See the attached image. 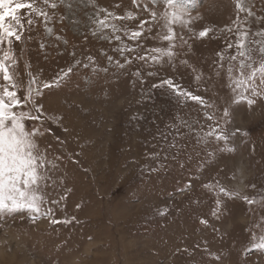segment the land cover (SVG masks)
<instances>
[{"label": "rangeland", "instance_id": "374dc122", "mask_svg": "<svg viewBox=\"0 0 264 264\" xmlns=\"http://www.w3.org/2000/svg\"><path fill=\"white\" fill-rule=\"evenodd\" d=\"M55 2L57 8H45L47 24L42 18L30 28L25 23L24 42L13 43L24 85L29 72L38 78L35 89L73 67L59 87L42 89L38 99L46 133L38 143L52 162L40 194L42 207L54 215L33 221L26 210L0 211V264H264V251L251 247L264 235V82L258 75L238 88L236 76L228 75L238 62L229 59L238 30L249 31L250 63L258 67L264 60V38L255 35L264 30V0H239L245 12H238V0H179L190 23L173 25L178 54L162 64L152 60L159 55L152 49L168 47L154 38L167 29L150 13L159 18L170 11L163 0H138L139 6L133 0ZM101 9L133 13L134 19L108 18L129 32L147 21L144 35L131 40L111 29L93 34L90 20L103 18ZM16 14L26 22V9ZM204 29L212 31L201 38ZM121 48L133 51L121 55ZM168 78L212 107L178 98L167 86L152 87ZM217 125L240 131L227 143L216 141L207 133ZM33 126L40 122H26ZM221 187L239 195L225 196ZM50 219L72 222L53 225Z\"/></svg>", "mask_w": 264, "mask_h": 264}, {"label": "snow or ice", "instance_id": "6c2138e0", "mask_svg": "<svg viewBox=\"0 0 264 264\" xmlns=\"http://www.w3.org/2000/svg\"><path fill=\"white\" fill-rule=\"evenodd\" d=\"M62 2V0H60ZM151 4L158 5L160 0H150ZM164 4L167 5V9L158 18L157 12L152 11L150 13L151 19L154 23L159 26V22L163 21V27L167 29L166 33H158L156 39L169 42L167 48L155 47L152 49L153 53L159 55H153L151 58L154 62L162 64L163 62L171 63L177 56V52L174 51L178 45L176 40L178 38L177 33L173 31V25H179L184 27L190 23V13L186 6L181 5L179 0H163ZM134 4L139 6L138 0H133ZM46 7L55 9L58 7V3L53 0H0V75H2V81L0 82V211H21L26 210L32 214V219L35 221L41 216L52 217L54 215L53 208L49 207L44 209L42 205L46 203L42 192L41 182L48 179L49 168L48 165L52 164L51 160L48 159L46 150H41L38 143L39 139L46 133L44 130V114L43 105L38 103L39 97L43 94L42 89H49L53 86H60V83L73 73V67H68L66 70H62L61 74L55 77L51 82H42L35 89L33 85L38 84V78L31 72L28 73L29 83L24 85L21 81L15 66L17 65V58L14 55L13 43L21 42L23 32L25 29V23L30 28L36 23V18H42L43 22L47 24L50 19L49 13L45 10ZM147 8V3L145 4ZM238 12H245L246 9L239 2L236 5ZM26 9L28 15L25 20H22L21 16L16 13ZM101 12H105L106 15L103 18H99V14H96L91 18L90 23L94 24V32L104 33L106 29H111L113 34L123 31L126 36L131 40H138L144 35L143 28L147 24L145 21L140 25V31H131L125 27H118L115 23H109L108 18L112 17L113 20H125L134 19L133 13H127V16H117L114 13L108 12L107 9H101ZM188 16L189 19L185 17ZM6 18H10L11 23L6 22ZM237 26L241 23L239 20L234 21ZM47 31L51 32L52 29L48 28ZM150 31V29H149ZM211 29H204L199 32V37L203 38L208 36ZM227 31L231 32L232 29L228 28ZM238 39L235 44L236 54L229 57L230 61L237 62L228 68V75L230 78L233 75L236 76L235 85L236 87L250 86L259 79L264 82V60L259 64L258 67H254L252 63V56L250 55V49H248V37L249 31H237ZM256 36L264 38V30L255 33ZM115 40H121L120 35H115ZM27 39V38H24ZM182 43V37H179ZM260 43L259 41H256ZM67 43V41H65ZM233 43H227V48L232 49ZM41 47H44L42 44ZM133 51L132 49L121 48L119 51L121 55L124 51ZM259 52L264 57V44L259 47ZM73 55H75L73 53ZM239 57V59H238ZM166 58V61H165ZM92 60V57H89ZM138 59L145 60L144 55H139ZM224 57L220 54L221 67H223ZM111 61L112 57H108ZM186 63V61H182ZM81 62L77 60L76 65ZM132 60H126V64H131ZM119 68H125V64H121L119 60L116 61ZM84 67H88L87 64ZM11 69V70H10ZM107 71V69H104ZM140 75L139 72L136 73ZM153 75V73H149ZM200 79L199 76L196 77ZM167 86L174 93L177 94L178 98L191 99L199 101L205 107H212L211 105H205L204 100L200 96H195L191 92L182 90L177 84H174L171 78L163 79L160 83L154 84L153 88H164ZM18 92L21 94L18 95ZM258 94V93H257ZM246 98V97H242ZM249 104L255 103L254 100L249 99ZM228 112L225 110L224 116H227ZM211 120L212 117L208 116ZM27 121L40 122V126H33L32 128L26 127ZM239 129L231 132H227L222 126L217 125L213 127L207 136L214 137L216 141H223L227 143L230 136L235 137ZM243 135L247 136L248 133L244 132ZM55 167V165H52ZM47 185L45 184V187ZM253 187H255L253 185ZM220 192L225 196L234 197L238 196L237 192H229L225 188L221 187ZM243 199L252 205L256 203L255 197L244 196ZM53 204L58 201H52ZM220 204V201H217ZM79 207V205L77 206ZM167 209H164L159 214L165 215ZM75 220V217L72 218ZM51 224L71 223L70 220H58L50 219ZM201 223L207 224V220H201ZM255 239V237H254ZM252 250L264 251V235L259 238L258 242L252 244Z\"/></svg>", "mask_w": 264, "mask_h": 264}]
</instances>
